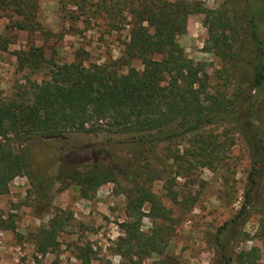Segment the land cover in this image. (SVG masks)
Listing matches in <instances>:
<instances>
[{"label":"trees","instance_id":"trees-1","mask_svg":"<svg viewBox=\"0 0 264 264\" xmlns=\"http://www.w3.org/2000/svg\"><path fill=\"white\" fill-rule=\"evenodd\" d=\"M74 1L81 9L91 5L90 0ZM110 5L97 0L94 11L103 12L114 28L120 22L129 25L128 41L117 59L85 64L78 52L70 62H57L34 44L15 52L18 70L41 77L28 78L29 86L9 98L0 94V195L9 191L16 176L25 175L32 183L35 208L50 214L33 235L35 251L44 255L58 247V235L72 214L52 206L55 179L43 181L31 172L26 140L71 133L130 134L148 165L162 145V169L137 172L123 189L127 219L120 223L124 235L115 242V252L123 258L118 264H141L163 253L174 222L171 210L152 191L151 180L162 177L165 195L176 201L175 179L187 177L196 167L223 169L226 151L240 134L250 156L247 186L236 214L218 228L215 239L223 264H264L255 248L241 249L233 257L226 250V236L240 233L236 227L250 211L258 215L257 234L264 238V0H222L215 8L196 0H112ZM0 8L18 15L10 27L28 33L41 30L35 0H0ZM194 13L204 16V51L223 63L214 76L221 85L212 83L205 62L189 58L176 40ZM245 40L251 44L249 73L238 67ZM10 43L9 37L0 36V51ZM133 60H139L142 69L134 67ZM214 126L222 129L216 132ZM178 139L185 142L181 152ZM14 141L22 146L15 147ZM71 179L83 198L116 181L112 172L96 168L76 171ZM144 215L153 222L149 232L141 230ZM0 228L14 225L5 219ZM79 257L90 260L89 255Z\"/></svg>","mask_w":264,"mask_h":264},{"label":"rangeland","instance_id":"rangeland-1","mask_svg":"<svg viewBox=\"0 0 264 264\" xmlns=\"http://www.w3.org/2000/svg\"><path fill=\"white\" fill-rule=\"evenodd\" d=\"M111 4L112 0H104ZM206 7L215 8L222 0H196ZM36 19L41 30L33 33L10 27L18 18L16 12L0 8V36H7L11 43L6 51H0V94L9 98L29 86L30 80L41 74L17 68V50L30 44L41 46L45 57L57 62H70L79 52L85 64L103 63L117 59L128 41L129 25H109L103 12H95L97 0H90L85 9L78 8L74 0H35ZM111 6V5H110ZM203 14H190L186 30L176 37L185 54L194 61L206 64L212 83L221 85L214 77L223 63L212 53L204 51L208 37L203 25ZM264 23V13L261 17ZM59 32L63 36L59 37ZM251 44L245 40L240 50L239 71L248 72L246 63ZM142 69L139 60L131 63ZM232 88V85L230 86ZM221 126H214L216 132ZM235 144L226 151V166L212 172L196 167L187 177L176 178L173 188L177 200L167 197L162 177L150 182V187L163 204L171 210L173 229L161 255L145 258L141 264H223L215 233L239 209L247 186L249 153L240 134H235ZM180 152L185 142L177 140ZM15 147H21L16 141ZM31 155V172L43 181L55 179L52 206L72 214L68 225L58 235L59 245L44 255L35 251L33 235L45 225L50 214L35 208L32 183L25 175L16 176L9 184V191L0 195V222L9 219L14 228H0V264H118L123 258L115 252V242L123 231L120 223L127 219L126 196L137 172L146 169H162L159 164L162 145L157 156L148 165L145 156H138L140 145L130 134L99 132L96 134L71 133L56 138L34 136L26 140ZM175 145V144H174ZM173 146V145H172ZM148 159L150 156L148 154ZM100 169L112 172L115 182L102 184L88 198H83L71 179L76 171ZM131 168V169H130ZM133 168V169H132ZM127 170V174L124 173ZM143 175V174H142ZM143 211L147 212V205ZM258 215L250 211L236 227L240 233L226 236L227 254L235 256L241 249L255 248L258 261L264 263V238L257 234ZM152 219L144 215L141 230L149 232ZM245 234V235H243ZM90 247V250L88 249ZM89 255L83 262L79 256Z\"/></svg>","mask_w":264,"mask_h":264}]
</instances>
